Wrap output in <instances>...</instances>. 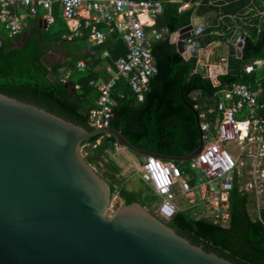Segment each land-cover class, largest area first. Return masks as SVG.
<instances>
[{"label": "trees", "instance_id": "1", "mask_svg": "<svg viewBox=\"0 0 264 264\" xmlns=\"http://www.w3.org/2000/svg\"><path fill=\"white\" fill-rule=\"evenodd\" d=\"M152 1L162 4V13L153 24L161 38L151 46L157 73L149 80L141 102L127 81L119 79L115 83L108 126L120 131L136 148L183 157L199 144L197 118L188 106L212 121L218 93L233 83L259 90V101L264 104V0ZM183 5L188 7L180 9ZM42 15L43 11L38 10L34 18L26 19L22 31L13 38L0 24V93L91 131L89 113L96 108L99 97L93 84L110 79L106 68L113 70L115 61L126 56L127 48L116 32H106L103 42L95 46L87 42L89 27L81 24L77 36L72 35L57 6L53 10V24L47 30L39 26ZM196 15L203 18L204 24L190 43L198 49L218 43L213 51L216 61L223 54L221 45L243 36L242 57L225 56L227 72L217 76V86L199 70L198 58L184 60L169 42L170 35L189 26ZM98 27L106 31L104 25ZM22 38V45L15 47L13 43ZM54 52L60 53L62 61H48V55ZM255 62H262V66H254L246 73L245 68ZM79 63L84 67L79 68ZM81 147L85 161L108 183L112 197L125 205L138 203L157 215L154 205L159 198L149 187L129 190L119 180L121 169L110 158L116 148L112 137L96 136L84 141ZM175 164L187 170V163ZM252 205L254 199L239 191L235 182L229 192L225 226L191 219L181 210L164 222L191 244L232 264H264V207L257 208L252 216Z\"/></svg>", "mask_w": 264, "mask_h": 264}, {"label": "water", "instance_id": "2", "mask_svg": "<svg viewBox=\"0 0 264 264\" xmlns=\"http://www.w3.org/2000/svg\"><path fill=\"white\" fill-rule=\"evenodd\" d=\"M39 25L45 29L43 21ZM192 33L189 25L169 38L184 60L218 45L186 50ZM242 46L228 45V56L240 59ZM188 108L199 126L197 112ZM100 135L112 137L140 164L147 157L187 163L202 148L199 131L192 153L156 154L110 126L87 131L0 93V264H232L191 244L140 204L112 197L82 154L81 144Z\"/></svg>", "mask_w": 264, "mask_h": 264}, {"label": "built area", "instance_id": "3", "mask_svg": "<svg viewBox=\"0 0 264 264\" xmlns=\"http://www.w3.org/2000/svg\"><path fill=\"white\" fill-rule=\"evenodd\" d=\"M54 6L70 25L67 26L72 35L77 36L78 30L72 23L85 12L82 18L84 27L90 28L87 37L90 45H100L106 32H116L127 48L126 56L115 61L114 69L107 68L110 79L93 84L99 97L96 108L89 113V121L93 128L106 127L112 118L111 94L115 83L119 79L127 81L141 102L149 80L157 73L151 46L161 38L153 24L162 13V4L152 0H0V24L8 37L13 38L22 31L26 18H34L42 10L47 30L54 21ZM101 25L106 31L99 29ZM201 31L196 28L191 37ZM191 37L185 40L186 50L192 46ZM238 42L243 45L242 35L234 43ZM254 66L260 68L262 62L248 65L245 72L250 73ZM78 67L83 68V63ZM259 94V90L243 83H233L218 93L212 121L204 113L198 115L202 148L187 162V170L152 157L139 164L141 181L159 198L156 209L159 218L168 221L181 210L191 219L225 226L229 192L235 182L239 191L254 196L257 206L264 204V104L259 101ZM228 144L234 145V152L227 149Z\"/></svg>", "mask_w": 264, "mask_h": 264}, {"label": "rangeland", "instance_id": "4", "mask_svg": "<svg viewBox=\"0 0 264 264\" xmlns=\"http://www.w3.org/2000/svg\"><path fill=\"white\" fill-rule=\"evenodd\" d=\"M212 50V49H211ZM210 51L204 50L203 52L199 53L198 58L204 60L209 54ZM50 63L62 61V57L60 53L54 52L50 53L47 57ZM196 96V93L193 94V98ZM227 149L231 152H234V145L228 144ZM83 154V153H82ZM84 156V154H83ZM110 158L114 160L118 166L120 167L121 171L118 175L119 180L123 182V185L129 190H136L139 187L145 188L148 187L144 184L139 176V172L137 168L139 166V161L137 158L128 152L127 150L116 146L115 152L110 154ZM96 169V168H95ZM263 205V204H262ZM155 209H157V203L154 205ZM250 214L253 216L257 212L256 205H252L249 209Z\"/></svg>", "mask_w": 264, "mask_h": 264}, {"label": "crops", "instance_id": "5", "mask_svg": "<svg viewBox=\"0 0 264 264\" xmlns=\"http://www.w3.org/2000/svg\"><path fill=\"white\" fill-rule=\"evenodd\" d=\"M187 7H188V5H187ZM186 7V8H187ZM18 13H19V11H18ZM86 14H85V12H83L82 14H81V17H79V18H77L73 23H72V25L73 26H76L77 27V29L81 26V24L84 26V20H83V18H82V16H85ZM26 19H28V18H26ZM25 19V20H26ZM24 20V21H25ZM23 21V22H24ZM40 21H42V19L40 20ZM39 21V22H40ZM22 22V23H23ZM203 24H204V21H203V18L201 17V16H198V15H196V16H194L193 18H192V20H191V26L193 27V30H195L196 28H202L203 27ZM66 25H68V24H66ZM40 26V25H39ZM68 26H70V25H68ZM67 26V27H68ZM26 36V35H25ZM237 38V37H236ZM23 40H24V38H22L21 40H19V41H17V42H14L13 43V45L15 46V47H20L21 45H22V43H23ZM235 42V40L234 41H230V42H228L227 44L228 45H230V44H235L234 43ZM228 45H221V48H222V53L224 54H222L221 55V58L219 59V60H214V54H213V51H214V48L215 47H218L219 46V44L218 45H216L210 52H209V54H207V56H206V58L204 59V60H202L201 58H198V67H199V70L201 71V72H203L207 77H209L210 78V80L212 81V83H213V85L214 86H217L218 85V82H217V80H216V78H217V76H219V75H223V74H225L226 72H227V64H226V59H225V56L226 55H228V49H227V47H228ZM104 56V55H103ZM107 68H109V67H107ZM107 68H106V71H107ZM111 69V68H110ZM109 73V72H108ZM110 74V73H109ZM110 76H111V74H110ZM199 120V119H198ZM199 129V128H198ZM248 195H250L253 199H254V205H256V207L257 208H259V207H264V204L263 205H261V206H257V202H255V198H254V196L252 195V194H248Z\"/></svg>", "mask_w": 264, "mask_h": 264}]
</instances>
